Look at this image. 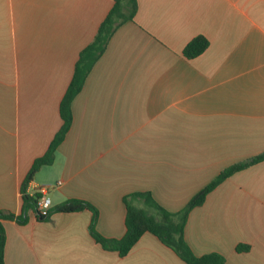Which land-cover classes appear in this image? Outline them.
I'll list each match as a JSON object with an SVG mask.
<instances>
[{"label":"crops","instance_id":"crops-1","mask_svg":"<svg viewBox=\"0 0 264 264\" xmlns=\"http://www.w3.org/2000/svg\"><path fill=\"white\" fill-rule=\"evenodd\" d=\"M113 2L0 0V211L21 212V183L60 129L79 54ZM136 2L72 99L53 162L26 187L43 189L51 206L88 201L107 238L126 231L124 196L149 192L180 212L223 169L264 152V0ZM197 35L209 45L187 58ZM27 215L25 224L1 219L4 264H186L150 232L123 256L104 249L88 209ZM184 238L196 255L264 264V158L190 209Z\"/></svg>","mask_w":264,"mask_h":264},{"label":"trees","instance_id":"trees-1","mask_svg":"<svg viewBox=\"0 0 264 264\" xmlns=\"http://www.w3.org/2000/svg\"><path fill=\"white\" fill-rule=\"evenodd\" d=\"M137 9L136 0H114L113 5L101 22L98 31L90 44L84 47L75 64L73 76L60 102V116L62 125L56 132L45 153L34 159L30 169L21 183L22 208L19 214L0 211V264H4L3 251L5 245V231L1 219L15 220L19 224H25L28 220V211L35 212L37 218L49 220L54 212H72L88 209L93 213L89 231L96 242L104 249L116 250L120 256L128 253L133 245L145 232L155 235L162 243L170 247L186 264H225L224 257L217 252L202 255L193 253L184 238L186 216L190 209L203 203L207 193L211 191L223 179L233 172L242 169L264 158V152L245 162L233 164L223 169L213 180L198 191L180 212H170L160 206L149 192H135L123 197L125 203V227L126 231L121 238H107L95 230L96 208L88 201L71 198L59 204L50 206L45 212L37 208V200L42 195L40 189L33 193L26 191V187L33 180L35 173L43 165L53 162L54 152L58 144L63 140L65 133L71 124V101L81 90L85 77L104 51L107 41L114 29L122 22L132 19ZM209 45L208 39L203 35L193 37L183 48V54L187 58H193L201 54ZM133 198H140L145 202L146 208L133 204ZM248 246L240 244L237 250H247Z\"/></svg>","mask_w":264,"mask_h":264},{"label":"built area","instance_id":"built-area-1","mask_svg":"<svg viewBox=\"0 0 264 264\" xmlns=\"http://www.w3.org/2000/svg\"><path fill=\"white\" fill-rule=\"evenodd\" d=\"M40 191L42 195L37 200V208L40 212H45L51 206V199L43 193V189L40 188Z\"/></svg>","mask_w":264,"mask_h":264}]
</instances>
